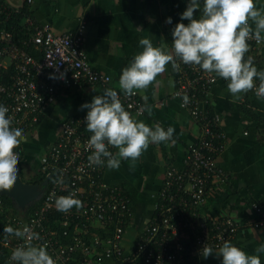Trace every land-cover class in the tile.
<instances>
[{
  "label": "built area",
  "instance_id": "obj_1",
  "mask_svg": "<svg viewBox=\"0 0 264 264\" xmlns=\"http://www.w3.org/2000/svg\"><path fill=\"white\" fill-rule=\"evenodd\" d=\"M13 12L16 11L0 0V105L9 109L6 118H12L11 127L23 129L25 139L14 149L19 153V163L27 132L37 129L34 124L42 120L47 107L73 85L106 83L109 77L94 70L86 60L83 23L73 32L56 34L49 23L37 25L26 18L27 24L22 25L25 36L20 44L15 40L14 25L7 24ZM248 42L256 49L262 39ZM177 63L173 96L199 126L200 133L188 145L183 167L165 169L153 212L141 223L132 245L124 243L126 231L134 220L131 198L120 187L107 184L103 176L106 165L89 166L92 149L87 142L92 133L87 131L85 123L88 109L61 120L54 138L40 153L36 173L43 180L48 178L44 186L39 184L42 192L36 216L7 217L3 228L31 227L41 237L33 244L47 245L56 264H102V258L108 257L128 264H184L187 246L191 247L197 264H202L198 258L205 244L215 251L224 241H231L241 226L238 221L230 216L207 218L200 212L212 182L226 177L218 163L227 146L221 115L210 108L212 89L220 77L199 66L185 65L178 58ZM259 84L260 80L254 78L251 90L254 96ZM116 91L125 110L133 117L138 116L143 104L137 90L131 96L123 90ZM184 95L190 101L186 106H182ZM109 150L116 153L115 147L109 146ZM56 177L62 178L63 183H54ZM70 193L76 194L83 207L60 212L59 231L46 224V214L56 209L57 197ZM1 201L0 198V207ZM251 209L253 219L248 225L264 229V208L254 202ZM70 223L73 229L68 231ZM24 243L23 238L5 237L2 231L0 249L7 252L2 264H17L11 255Z\"/></svg>",
  "mask_w": 264,
  "mask_h": 264
},
{
  "label": "crops",
  "instance_id": "obj_2",
  "mask_svg": "<svg viewBox=\"0 0 264 264\" xmlns=\"http://www.w3.org/2000/svg\"><path fill=\"white\" fill-rule=\"evenodd\" d=\"M2 1L17 13L22 12L18 20L21 27L27 24L25 19L28 18L37 25L49 23L52 31L58 34L73 32L83 23L86 60L94 70L109 77L106 83L73 85L47 107L39 127L26 137V145L33 148L31 155L26 153L21 160L27 176L36 173L38 148L42 146L45 149L51 142L61 120L82 112L81 105L91 103L92 98L101 95L105 89L122 90L118 84L121 71L135 54L143 50L139 45L141 38H149L154 47L165 45L164 50L169 51L175 25L184 23L187 26L190 23L180 19L189 0ZM254 2L258 9L264 8V0ZM168 17L172 19L171 24L166 23ZM249 24L254 30V22L250 20ZM261 39L262 43L256 49L248 44V57L264 59V32ZM261 71H264V66ZM227 84L223 78L218 79L212 89L210 106L221 115V128L226 137L227 146L218 157L226 177L223 181L212 182L200 212L207 218L230 216L238 221L241 226L230 242L246 254L255 255V249L264 245V229L254 228L248 223L253 219L252 203L257 202L264 208V101L250 90L233 102ZM175 85L174 70L169 63L165 72L157 76L147 89H135L142 104L151 106L152 112L149 115L144 111L142 115L133 117L149 127L155 124H160L165 130L173 127L175 144L150 143L135 166L130 159L121 158L119 169L106 167L103 173L109 186L120 187L131 198L134 220L129 228L133 230L134 225L135 229L134 233L126 231L124 243L129 246L140 231L141 223L153 212L165 169L183 167L186 149L200 133L199 126L173 96ZM144 97H147L146 101ZM43 134L45 140L38 142ZM259 256L261 264H264V253ZM198 261L222 264V256L213 253L204 258L201 255Z\"/></svg>",
  "mask_w": 264,
  "mask_h": 264
},
{
  "label": "clouds",
  "instance_id": "obj_3",
  "mask_svg": "<svg viewBox=\"0 0 264 264\" xmlns=\"http://www.w3.org/2000/svg\"><path fill=\"white\" fill-rule=\"evenodd\" d=\"M200 7V0H189L186 10L181 14L184 23H177L172 30V47L165 51V45L154 47L149 38H141L139 45L143 50L135 54L129 65L124 67L119 77V88L125 95H135L134 89L145 90L163 74L166 65L171 63L174 71L179 70L177 58L185 65H196L206 72H215L228 82L227 88L233 102L241 99L254 88V78L260 80L256 96L264 98V71H257L253 66V58L245 59L249 51V39L261 40L264 32V8L258 9L254 0H203V10L199 19L194 12ZM254 22L255 29L249 21ZM166 23L171 24L168 17ZM50 78H55L50 76ZM60 78H63L61 74ZM145 101L147 97H144ZM189 97L183 96V105L189 103ZM81 109H88L85 117L87 131L92 133L88 140V148L92 154L88 156L89 166H107L108 169H119L121 158L130 159L135 166L150 143L171 142L175 144V129L165 130L160 124L152 127L143 121L133 118L122 106L118 92L112 88L105 89L101 95L92 98L91 103H84ZM9 109L0 105V189L11 190L22 173V161L18 163L19 153L15 152L25 139L23 129L11 127L12 118L7 117ZM147 111L151 115V106H141L137 115ZM109 146L118 149L117 153L109 150ZM22 154V153H21ZM23 155V154H22ZM25 176V173H22ZM21 178V177H20ZM54 183H63L56 177ZM33 184V183H32ZM55 195V194H53ZM75 193L59 196L55 200L58 211L67 213L73 207L80 209L83 203L75 198ZM5 237L14 235L23 238L24 245L13 250L11 259L17 264H56L47 251L45 244H33L41 239L31 227L23 229L11 226L3 229ZM255 255H248L230 241H224L218 251L205 244L200 254L208 258L215 253L222 256V264H261L259 254L264 253V245L255 249Z\"/></svg>",
  "mask_w": 264,
  "mask_h": 264
},
{
  "label": "trees",
  "instance_id": "obj_4",
  "mask_svg": "<svg viewBox=\"0 0 264 264\" xmlns=\"http://www.w3.org/2000/svg\"><path fill=\"white\" fill-rule=\"evenodd\" d=\"M24 11L26 10V7H24L23 9ZM202 10H203V0H200V7L198 10H196L194 12V18H197L199 19L200 15L202 14ZM22 15V12H13L11 15H10V19L8 21V25L11 27L12 25H14L15 27V32L17 33L16 35V42L17 43H20L22 42V39H24V36H25V33H24V29L19 25L18 23V20L19 18L21 17ZM248 44H251L250 42L247 41ZM252 45V44H251ZM249 56V51L247 53H245V59L247 60ZM253 58V66H255L257 68V71L260 72L264 66V59L260 58L259 59L255 56H251ZM227 82V81H226ZM228 83V82H227ZM70 88V87H69ZM68 89V88H67ZM66 89V90H67ZM210 104H211V101H210ZM140 116V115H138ZM42 117V116H41ZM40 117V118H41ZM41 124V121H39L38 123L34 124L35 127H39V125ZM29 135L31 134V131L30 132H27ZM29 144V143H28ZM30 145H26L25 143V146H22V149L21 152L23 154V157L26 155L25 153L27 152L28 155H31L29 154L33 149L32 147H29ZM21 171V170H20ZM20 176L21 177H24L22 176V173H20ZM23 181L25 182H28V183H39L41 184L42 181H43V176L39 173H35V174H32L28 177H24ZM44 188V187H42ZM61 196H65V194H62ZM0 198H1V207H0V234L2 233L3 231V225L2 223L5 222L6 218L7 217H17V218H27V217H31V216H36L35 212L37 211V209L39 208L40 206V198H37L35 200H33L30 204H28L27 206H25L23 209L22 208H19L17 207L9 197H7L6 195H0ZM132 203V202H131ZM19 216V217H18ZM62 215L60 213V211H58L57 209H52L50 212H48L46 214V218H47V222L46 224L49 225L50 227H53L57 230H61L62 228L59 226V220L61 219ZM73 229V223H70L69 226H68V231H71ZM66 241H69V238L66 239ZM5 252H6V249L5 250H2L0 249V264H2L4 262V255H5ZM7 253V252H6ZM184 264H197V260L196 258L192 255V249L190 246H187V248L185 249V252H184ZM104 259L102 261V264H128L126 262H122V261H119V260H114L110 257L108 258H102Z\"/></svg>",
  "mask_w": 264,
  "mask_h": 264
},
{
  "label": "water",
  "instance_id": "obj_5",
  "mask_svg": "<svg viewBox=\"0 0 264 264\" xmlns=\"http://www.w3.org/2000/svg\"><path fill=\"white\" fill-rule=\"evenodd\" d=\"M47 178L41 183L44 186L47 183ZM39 183H25L21 180L18 170L17 181L11 190L0 189V195H6L19 208H24L33 200L37 199L41 193Z\"/></svg>",
  "mask_w": 264,
  "mask_h": 264
},
{
  "label": "flooded vegetation",
  "instance_id": "obj_6",
  "mask_svg": "<svg viewBox=\"0 0 264 264\" xmlns=\"http://www.w3.org/2000/svg\"><path fill=\"white\" fill-rule=\"evenodd\" d=\"M44 136H45V135L43 134V135L40 137V139H39V138L37 139V141H38V142H42L43 140H45ZM38 142H37V145H38ZM41 145H42V144H41ZM41 145H40V146H41ZM41 152H44V149H43L42 146L38 148V153H37L38 158H39ZM26 153H27V152H26ZM26 153H25V154H26ZM23 164H24V163H23ZM24 165H25V164H24ZM24 170H25V166H24V168H23V172H24ZM23 176H24V175H23ZM20 177H21V176H20ZM24 177L26 178V176H24ZM27 177H28V176H27ZM21 180H22V179H21ZM22 181H23V180H22ZM23 182H25V181H23ZM25 183H28V182H25Z\"/></svg>",
  "mask_w": 264,
  "mask_h": 264
},
{
  "label": "rangeland",
  "instance_id": "obj_7",
  "mask_svg": "<svg viewBox=\"0 0 264 264\" xmlns=\"http://www.w3.org/2000/svg\"><path fill=\"white\" fill-rule=\"evenodd\" d=\"M21 171H22V173H23V169H22V167H21ZM22 176H23V174H22ZM21 179L23 180L24 177H21ZM134 229H135V227H134V225H133V230H130V228H128L127 230H129V231H131V232L134 233ZM106 264H108V263H106ZM110 264H112V263H110Z\"/></svg>",
  "mask_w": 264,
  "mask_h": 264
}]
</instances>
